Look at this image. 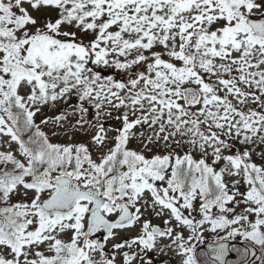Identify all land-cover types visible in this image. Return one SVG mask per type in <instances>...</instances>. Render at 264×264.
<instances>
[{"label":"snow or ice","instance_id":"6c2138e0","mask_svg":"<svg viewBox=\"0 0 264 264\" xmlns=\"http://www.w3.org/2000/svg\"><path fill=\"white\" fill-rule=\"evenodd\" d=\"M0 264H264V0H0Z\"/></svg>","mask_w":264,"mask_h":264}]
</instances>
